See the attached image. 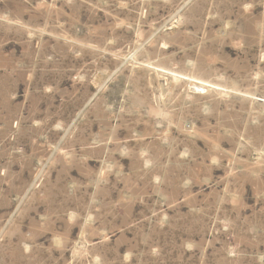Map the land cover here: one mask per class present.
I'll use <instances>...</instances> for the list:
<instances>
[{
	"label": "rangeland",
	"instance_id": "obj_1",
	"mask_svg": "<svg viewBox=\"0 0 264 264\" xmlns=\"http://www.w3.org/2000/svg\"><path fill=\"white\" fill-rule=\"evenodd\" d=\"M0 264H264V0H0Z\"/></svg>",
	"mask_w": 264,
	"mask_h": 264
}]
</instances>
